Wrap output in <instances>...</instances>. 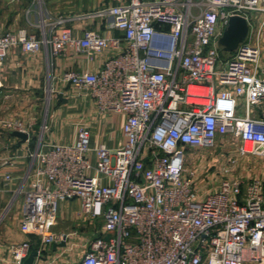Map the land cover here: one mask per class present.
I'll return each mask as SVG.
<instances>
[{
	"label": "built area",
	"instance_id": "built-area-1",
	"mask_svg": "<svg viewBox=\"0 0 264 264\" xmlns=\"http://www.w3.org/2000/svg\"><path fill=\"white\" fill-rule=\"evenodd\" d=\"M115 1L96 14L111 16L123 37L87 31L74 38L68 28L0 34V92L13 47L47 48L52 58L74 48L89 61L119 49L98 71H68L63 79L101 112L125 115L116 147L92 149L91 130L80 126L73 142L29 153L20 229L31 238L7 246L9 263L23 264L36 249L33 264H54L71 250L72 233L56 226L60 203L77 200L78 217L102 220L101 235L64 264H264V179L233 176L227 167L217 188L202 193L186 167L189 148H212L224 137L241 142L240 155H264V117L253 115L264 107L260 37L249 31L231 53L219 42L232 16L251 26L264 0ZM0 124L32 138L19 118Z\"/></svg>",
	"mask_w": 264,
	"mask_h": 264
},
{
	"label": "crops",
	"instance_id": "crops-1",
	"mask_svg": "<svg viewBox=\"0 0 264 264\" xmlns=\"http://www.w3.org/2000/svg\"><path fill=\"white\" fill-rule=\"evenodd\" d=\"M115 3V0H0V34L25 30L40 36L44 29L68 28L74 38L83 37L87 31H97L108 37H123V31L112 27L111 16L96 14L98 9ZM60 17L64 22L53 28ZM250 29L253 37L258 33L264 54V13L253 14ZM117 52L119 49L107 48L89 61L74 48H69L56 58L50 57L47 48L37 52H26L20 46L10 49L1 66L3 86L0 92V102L8 103L10 111L5 116L0 112V119L23 120L31 126L32 138L23 142L14 135V131L0 124V210L8 206L13 210L11 216L0 222L4 241L11 239L10 232L21 231L24 194L20 190L28 188L25 178L31 164L28 158L31 149H46V144L52 142H73L80 126L91 130L92 149L100 144L116 147L124 141L125 115L101 112L93 98L63 79L64 73L68 71H98ZM48 89L53 92L49 98L52 107L38 131L40 134L45 124L49 130L43 136L44 146H38L40 140L34 139ZM59 93L63 94L64 100L59 97ZM2 107L0 105V109ZM226 144L239 146L233 141ZM8 173L13 179L5 181L4 176ZM16 202L21 206L20 209L15 208ZM24 234L17 235L15 242L25 240ZM7 246L0 245V264H10Z\"/></svg>",
	"mask_w": 264,
	"mask_h": 264
},
{
	"label": "rangeland",
	"instance_id": "rangeland-1",
	"mask_svg": "<svg viewBox=\"0 0 264 264\" xmlns=\"http://www.w3.org/2000/svg\"><path fill=\"white\" fill-rule=\"evenodd\" d=\"M256 20V19H255ZM257 24V23H256ZM256 34V30H255ZM230 56L224 54L222 61L225 63ZM51 92L48 89V93L43 103L40 111L39 123L37 124V136L34 141L41 140L44 136V125L42 132L39 134V127L42 125V121H46L47 115L49 113V108L51 109ZM0 105L3 107L0 109L1 115H7L10 111V108L7 107L8 103L0 102ZM264 107L255 108L253 115L255 117H264L262 115ZM14 110V109H13ZM2 129V127H1ZM4 130V129H2ZM221 138L216 146L212 148H189L187 150L186 156V167L189 171H193L195 182L198 188L202 193H208L213 191L219 185V182L222 178V172L227 167L231 168V175L239 176L242 178H251L259 177L264 179V155L259 154H246L240 155L237 151V146H229L230 140L226 139L228 137ZM237 145H242L239 141H233ZM226 144V145H225ZM252 146L249 144L247 150L251 151ZM34 149H31L30 152H33ZM29 152V153H30ZM31 159L30 156H28ZM17 203V202H16ZM15 203V208L20 209L21 206H18V203ZM23 211V205H22ZM79 209V203L77 200L61 202L58 210V224L56 226L57 230L65 231L67 233H72L70 236V244L73 243L71 250L66 251L64 254L57 259L54 264H64L70 261H76L85 252L86 248L89 247L91 241L101 235V226L102 220L100 218H81L77 216ZM1 211L3 213H1ZM11 206L0 210V222L12 215ZM12 233V234H11ZM2 230L0 228V245H9L12 242H15L17 235L24 234L21 231L10 232L11 239L5 240L2 237ZM24 239L31 238L29 235L24 234ZM84 244V245H83ZM80 245V246H79ZM83 245V246H82ZM4 248V247H2ZM1 257V256H0ZM259 264V263H251Z\"/></svg>",
	"mask_w": 264,
	"mask_h": 264
},
{
	"label": "water",
	"instance_id": "water-1",
	"mask_svg": "<svg viewBox=\"0 0 264 264\" xmlns=\"http://www.w3.org/2000/svg\"><path fill=\"white\" fill-rule=\"evenodd\" d=\"M249 31H250V26L248 20L245 17L238 15L232 16L229 20V24L227 28L225 29L223 35L219 40L223 48V51L227 53H231L234 50H236L238 45L246 40L247 36L249 35ZM58 95L61 99L64 100L62 93H59ZM14 135L21 138V141L23 142L27 141L29 138L27 133H23L19 131H14ZM58 245L64 246L65 240H63L59 244H55L54 249H56ZM37 255H38V251L36 249H32L30 255L24 261L23 264H33Z\"/></svg>",
	"mask_w": 264,
	"mask_h": 264
},
{
	"label": "bare ground",
	"instance_id": "bare-ground-1",
	"mask_svg": "<svg viewBox=\"0 0 264 264\" xmlns=\"http://www.w3.org/2000/svg\"><path fill=\"white\" fill-rule=\"evenodd\" d=\"M250 143H248V144H246V146H245V148H246V150H247V146L249 145ZM251 146H252V144H250ZM248 151V150H247ZM253 151V146H252V149H251V151H248V152H252Z\"/></svg>",
	"mask_w": 264,
	"mask_h": 264
},
{
	"label": "trees",
	"instance_id": "trees-1",
	"mask_svg": "<svg viewBox=\"0 0 264 264\" xmlns=\"http://www.w3.org/2000/svg\"><path fill=\"white\" fill-rule=\"evenodd\" d=\"M225 53V52H224Z\"/></svg>",
	"mask_w": 264,
	"mask_h": 264
}]
</instances>
